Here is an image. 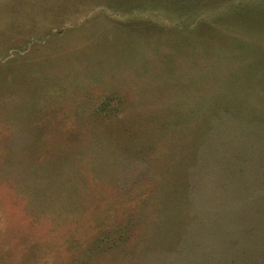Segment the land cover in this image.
Returning <instances> with one entry per match:
<instances>
[{"label": "trees", "instance_id": "1", "mask_svg": "<svg viewBox=\"0 0 264 264\" xmlns=\"http://www.w3.org/2000/svg\"><path fill=\"white\" fill-rule=\"evenodd\" d=\"M203 11L204 17L195 16L191 22H151L156 27L146 43L128 47L127 53L110 51L118 38L101 33L62 55L68 56L66 59L55 56L40 66L28 65V60L18 64L11 60L13 57L0 61L1 89V82H8L17 73L70 72L76 63L89 58L129 57L121 68L126 73L123 80L94 81L81 73L74 81L65 79L48 90L56 92L41 100L57 98L59 103L41 109L35 121L40 134L33 144L36 158L61 148L82 152L64 176L66 182L67 176L81 174L82 203L79 207L66 205L61 186L51 188L49 196H40L35 184L13 183L5 174L1 184L14 186L16 201L11 203L10 196L4 194L0 198V264H4L13 241L6 239L15 230L13 245L18 253L12 264H152L153 260L164 264L186 243L192 232L188 228L195 224L194 216L201 206L197 184H202L204 191L209 185L216 189L221 186L219 175L209 172L219 166L218 156L211 168H206L207 142L222 132L227 118H244L245 111L234 108L238 91L264 93V77L243 80L245 75L256 73L246 63L253 59V50L242 44L246 35L229 26L228 19L237 14L238 5L228 12L201 6L189 14ZM125 29L122 41L127 42V26ZM162 37L167 41H153ZM176 38L182 42L173 46L171 40ZM8 101L7 96L0 99L1 103ZM169 102L174 106L167 108ZM139 116L142 121H138ZM110 125L119 129V133L113 131V143L95 141L93 132ZM13 127L6 111H0V139L10 136ZM109 147L115 161L112 168L106 159ZM121 156L145 162L149 174L121 189L117 175ZM3 161L14 164L6 158ZM26 172L35 183L32 172ZM45 176L37 173V177ZM254 193L242 198L249 199ZM10 203L12 216L7 220L5 206ZM261 212L264 219V204ZM19 218L25 221L24 227L17 226ZM258 258H264V226Z\"/></svg>", "mask_w": 264, "mask_h": 264}, {"label": "rangeland", "instance_id": "2", "mask_svg": "<svg viewBox=\"0 0 264 264\" xmlns=\"http://www.w3.org/2000/svg\"><path fill=\"white\" fill-rule=\"evenodd\" d=\"M160 2L170 10L158 7ZM141 3L144 4L132 8ZM235 5H238V12L228 19L229 26L246 35L242 44L253 50V59L246 63L256 73V76L245 75L243 80H260L264 77V0H0V61L13 57L11 60L18 64H27L25 62L28 60V65L40 66L55 56L66 59L68 56L62 55H68L101 33L117 36L110 51L117 49L127 53L128 47H142L146 43V38L156 27L151 22L157 25L191 22L195 16H205V11L189 14L201 6L209 11L228 12ZM183 12L186 14H180ZM125 26L126 43L122 41V34L126 33ZM165 40L162 37L153 41ZM171 42L175 46L182 41L176 38ZM126 55L89 58L76 63L77 66H73L70 72L66 69L60 73H17L8 82H1L3 88L0 89V99L7 96L9 101L0 102V111H6L7 119L14 127L10 136L4 135L0 139V198L4 194L10 196L11 203L12 200L16 201L12 192L14 186L4 187L1 184V179L8 174L13 183L35 184V192L40 196H49L51 188L61 186L66 205H81V174L67 176L66 182L64 176L70 172L69 165L73 164L75 158L80 159L82 152L61 148L47 151L44 157L36 158L33 144L40 134L39 125L35 121L41 115V109L59 103L57 98L44 103L41 100L45 95L56 92L48 90L60 86L65 79L74 81L81 73L92 77L94 81L123 80L126 73L121 68L128 61ZM8 67L10 69L11 66ZM82 69L87 71L82 72ZM263 97L261 91H238L234 108L245 111L244 118L242 113L239 116L243 119L238 118L239 121L227 118L223 121L222 132L207 142L206 168L209 170L218 156L219 166L209 172L211 175H219L220 189L209 185L204 191L202 184H197V202L201 206L195 213L197 204L194 203L195 224L191 223L188 228L192 232L180 250L169 256L164 264H264V258H258V245L264 226L261 215L264 204V191L261 190L264 185ZM165 105L167 108L174 106L170 102ZM123 127L127 138V121ZM113 131L119 133L118 128L114 129L110 125L95 130L92 136L97 142L112 144ZM108 154L106 159L112 168L115 162H112V147H109ZM5 158L14 164H4ZM28 158L30 162L26 165ZM30 164L31 167H27ZM27 170L32 172L35 183L31 181V176L24 174ZM37 173L47 176L37 177ZM148 174L145 162L122 156L117 161L118 184L121 189ZM215 180L216 177H213L212 181ZM249 192L255 193L251 198L243 199L242 196ZM11 203L5 206L7 220L12 216ZM221 206L224 207L223 211ZM24 225L25 221L19 218L17 226ZM16 238V230L13 236L5 238L13 241L2 263L12 264L17 261L18 251L13 245ZM152 264H160V261L153 260Z\"/></svg>", "mask_w": 264, "mask_h": 264}]
</instances>
